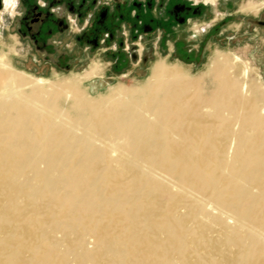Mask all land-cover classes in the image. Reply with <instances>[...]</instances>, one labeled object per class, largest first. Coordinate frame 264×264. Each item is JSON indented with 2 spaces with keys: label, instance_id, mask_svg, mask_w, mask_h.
I'll list each match as a JSON object with an SVG mask.
<instances>
[{
  "label": "bare ground",
  "instance_id": "6f19581e",
  "mask_svg": "<svg viewBox=\"0 0 264 264\" xmlns=\"http://www.w3.org/2000/svg\"><path fill=\"white\" fill-rule=\"evenodd\" d=\"M4 56L0 264H264V85L247 65L219 54L204 86L158 63L92 97Z\"/></svg>",
  "mask_w": 264,
  "mask_h": 264
},
{
  "label": "rangeland",
  "instance_id": "374dc122",
  "mask_svg": "<svg viewBox=\"0 0 264 264\" xmlns=\"http://www.w3.org/2000/svg\"><path fill=\"white\" fill-rule=\"evenodd\" d=\"M237 1L241 13L261 14L230 19L237 28L227 32L224 20L213 27L217 20L196 6L217 0H13L10 6L0 0V55L27 78L70 81L92 97L144 84L158 63L180 67L206 86L219 54L228 55L236 75L245 64L247 81L264 85V0ZM92 74L99 79L86 81ZM48 95L58 111L67 108L64 94Z\"/></svg>",
  "mask_w": 264,
  "mask_h": 264
},
{
  "label": "crops",
  "instance_id": "0c3cea01",
  "mask_svg": "<svg viewBox=\"0 0 264 264\" xmlns=\"http://www.w3.org/2000/svg\"><path fill=\"white\" fill-rule=\"evenodd\" d=\"M224 17H219L218 15V7L220 5V0H217V4H210V3H197L196 6H198L199 10V15H202L203 13H208L209 15H212V18L210 19V22H213V20H217L216 23L213 25V27L220 21L224 20V25H226V28L224 29V31L226 30L227 32L231 31L233 32L234 29L237 28V26H233L232 24H230L229 22L235 18L236 16L238 17H248L251 19H257L259 17L258 14L257 16L254 14H244L241 13L240 8L241 6H243L242 4H239V2L237 0H224ZM237 1V2H236ZM210 10V11H209ZM231 19V20H230ZM226 22V23H225ZM102 78V77H100ZM95 79H99V78H95Z\"/></svg>",
  "mask_w": 264,
  "mask_h": 264
},
{
  "label": "flooded vegetation",
  "instance_id": "af4514ba",
  "mask_svg": "<svg viewBox=\"0 0 264 264\" xmlns=\"http://www.w3.org/2000/svg\"><path fill=\"white\" fill-rule=\"evenodd\" d=\"M181 23H184V19H181Z\"/></svg>",
  "mask_w": 264,
  "mask_h": 264
}]
</instances>
